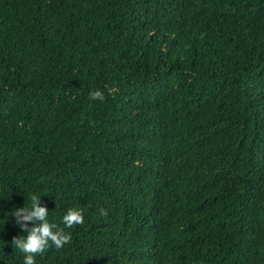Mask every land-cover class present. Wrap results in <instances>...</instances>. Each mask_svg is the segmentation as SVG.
<instances>
[{
  "label": "trees",
  "instance_id": "trees-1",
  "mask_svg": "<svg viewBox=\"0 0 264 264\" xmlns=\"http://www.w3.org/2000/svg\"><path fill=\"white\" fill-rule=\"evenodd\" d=\"M0 264H264V0H0Z\"/></svg>",
  "mask_w": 264,
  "mask_h": 264
}]
</instances>
